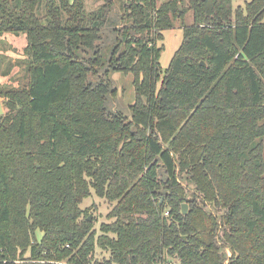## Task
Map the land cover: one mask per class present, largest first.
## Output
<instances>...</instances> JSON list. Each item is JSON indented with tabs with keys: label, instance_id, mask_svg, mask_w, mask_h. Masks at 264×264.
Here are the masks:
<instances>
[{
	"label": "trees",
	"instance_id": "trees-1",
	"mask_svg": "<svg viewBox=\"0 0 264 264\" xmlns=\"http://www.w3.org/2000/svg\"><path fill=\"white\" fill-rule=\"evenodd\" d=\"M245 4L0 0L30 77L0 87V264H224L225 248L228 264H264V0ZM106 64L134 75L131 119L106 109ZM92 192L113 205L99 236L81 208Z\"/></svg>",
	"mask_w": 264,
	"mask_h": 264
},
{
	"label": "rangeland",
	"instance_id": "rangeland-1",
	"mask_svg": "<svg viewBox=\"0 0 264 264\" xmlns=\"http://www.w3.org/2000/svg\"><path fill=\"white\" fill-rule=\"evenodd\" d=\"M249 1L234 0L235 8H244L246 6L245 3H249ZM104 3L105 0H86V7L89 11H96ZM114 13L117 16L121 14L118 7L115 9ZM185 22V25L187 26L194 24L193 15L191 12L187 14ZM121 26L122 25H120V27ZM113 37L114 36L112 33L106 31L102 40L99 42V45L105 48V58L109 55L107 52L110 51L111 47L115 43ZM163 40L164 41L159 43V47H163L161 54L162 57L160 60L162 76L161 80L158 82L157 89H160L162 80L166 74L165 71L169 67L174 54L181 47L184 40L182 23L176 21L175 27L173 29L165 30L163 32ZM27 46L28 43L25 35H0V87L22 89L28 86L30 77L27 73L25 65V49ZM88 55H91V53ZM88 55L86 54V57ZM110 69L111 68L109 65L106 64L98 73L99 76L109 79L112 84L110 87L111 93L109 94L106 101V109H108L110 113L116 114L118 112L123 114L128 119H131L132 110L130 107L133 105L136 99V91L133 85L134 75H127L118 71L114 72ZM106 70H110L108 74H106ZM6 102L7 101L5 97H0V106L3 112L1 116H4L8 112L5 107ZM181 181L185 189H187L190 193L193 192V185L189 183L187 179L184 178ZM185 205L187 206L189 212L190 208L188 207V204ZM81 208L83 211L87 210L86 215L88 216V219L93 222L99 236L101 234V225H103V223L110 222L108 215L111 213L113 205L105 198H100L98 195L92 192L91 197L85 200ZM208 210L214 215H219V217L222 213V211L217 213L213 207L209 206ZM166 216H168V214ZM224 252L228 257L224 264H228L229 259L231 258V252L229 248H225ZM108 255L109 254L107 252L103 253L99 248H97L95 259L101 261L104 259V256L108 257ZM19 264L23 263L20 261Z\"/></svg>",
	"mask_w": 264,
	"mask_h": 264
},
{
	"label": "built area",
	"instance_id": "built-area-1",
	"mask_svg": "<svg viewBox=\"0 0 264 264\" xmlns=\"http://www.w3.org/2000/svg\"><path fill=\"white\" fill-rule=\"evenodd\" d=\"M166 259H161L158 264H177L176 261H174L175 259H168L167 257H165Z\"/></svg>",
	"mask_w": 264,
	"mask_h": 264
},
{
	"label": "water",
	"instance_id": "water-1",
	"mask_svg": "<svg viewBox=\"0 0 264 264\" xmlns=\"http://www.w3.org/2000/svg\"><path fill=\"white\" fill-rule=\"evenodd\" d=\"M3 114V112H2V110H1V106H0V115H2ZM182 210H183V215L184 216H186L187 214H188V208H187V206L184 204V205H182Z\"/></svg>",
	"mask_w": 264,
	"mask_h": 264
}]
</instances>
